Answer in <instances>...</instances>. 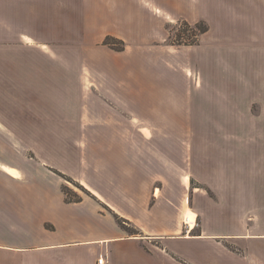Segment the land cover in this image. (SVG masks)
<instances>
[{
	"label": "crops",
	"instance_id": "0c3cea01",
	"mask_svg": "<svg viewBox=\"0 0 264 264\" xmlns=\"http://www.w3.org/2000/svg\"><path fill=\"white\" fill-rule=\"evenodd\" d=\"M178 19L207 23L199 44L168 41ZM206 33L208 67L211 55L223 64V86L207 87L224 105L225 140L244 136L237 151L225 145L223 166L218 157L195 161L200 147L182 138L168 142L197 134L182 110L183 59L191 60L182 54L201 48ZM107 35L125 48L103 45ZM202 81L197 75L194 89ZM35 104L45 110L35 113ZM248 119L262 122L248 127ZM245 139L259 146L256 159L245 158ZM52 169L93 196L66 202ZM99 256L264 264V0H0V264H96Z\"/></svg>",
	"mask_w": 264,
	"mask_h": 264
},
{
	"label": "rangeland",
	"instance_id": "374dc122",
	"mask_svg": "<svg viewBox=\"0 0 264 264\" xmlns=\"http://www.w3.org/2000/svg\"><path fill=\"white\" fill-rule=\"evenodd\" d=\"M169 5V4H168ZM170 6V5H169ZM168 6V7H169ZM199 13L207 17V4L205 3L202 7L199 8ZM182 14L187 15L189 17L193 16V11H191V8H185L183 9ZM187 12V13H186ZM177 21V20H176ZM173 22L171 26L168 27L169 30V38L168 41L171 42L172 39H174V29L173 25L176 23ZM203 43L200 44L201 48L196 47L195 49H186L183 51V58L187 57L191 58L187 60V58L183 59V64L188 67L189 69V82L188 84L184 85L183 92L184 94V107L182 110H184V116H186L187 121L190 123L189 128L194 129L196 133H193L195 135H188L184 137H168L169 143H179L182 142L185 145H194V148L196 149L197 146L200 147L199 153L196 151L194 154V160L196 161L197 155H199V160L209 165H215L217 161L219 160L222 162L224 161V147L225 145L229 146L233 150L239 149L243 144L244 136H237L229 138L224 135V120H223V104H214L213 103V89L212 93L208 89V83L212 84L213 86L222 85L223 86V76L219 77L220 75H223V64H219L218 61L215 62L214 56L211 55L210 63L208 67V61H207V53H208V46H209V39L206 33V37L201 41ZM217 73V80L215 78V75ZM197 75L199 76V80L204 82L203 88L200 90L194 89V81L195 78L197 79ZM238 75V74H237ZM235 76L233 74L232 82L235 83L238 81L239 75ZM249 79H251L250 73L248 74ZM192 78V79H191ZM193 80V81H192ZM212 86V87H213ZM214 88V87H213ZM222 88V87H221ZM185 89V90H184ZM32 92L31 94H33ZM25 96H28L27 94H24ZM35 96V95H30ZM20 98L23 100V98L20 95ZM21 100V101H22ZM44 107L39 108L35 104V113L38 111H44ZM259 110V105L254 104L252 106V111L256 112ZM140 116V115H139ZM184 121V120H183ZM248 127H257V123H261L262 121L257 120H250L247 121ZM242 126H246V123L243 121ZM187 130V125L183 126ZM235 122L232 121V131H236L234 128ZM239 127V125H238ZM242 127V128H243ZM253 138V137H248ZM35 144H39L35 142ZM196 146V147H195ZM258 145L253 142H249V145L247 143V139L244 141V147L243 152L244 156L246 158V152L250 157L256 159L258 155ZM241 150V149H240ZM246 151V152H245ZM192 154V152H191ZM201 157V158H200ZM217 157L219 158L217 160ZM248 159V158H247ZM72 178V177H71ZM73 179V178H72ZM76 180L73 179V181H66L64 179V184L68 185L70 189L72 190V193H77L81 195L82 197L89 196L84 190H82L80 187L76 185ZM80 184V183H79ZM81 185V184H80ZM195 185V184H194ZM196 186V185H195ZM84 187V186H83ZM217 187L221 188L222 190V184L217 185ZM85 188V187H84ZM206 189H203V191L208 192L211 194V190L207 187ZM207 193V194H208ZM190 196V194H189Z\"/></svg>",
	"mask_w": 264,
	"mask_h": 264
},
{
	"label": "trees",
	"instance_id": "16d2710c",
	"mask_svg": "<svg viewBox=\"0 0 264 264\" xmlns=\"http://www.w3.org/2000/svg\"><path fill=\"white\" fill-rule=\"evenodd\" d=\"M175 27L174 29V39L171 40V44L174 45H197L199 44L200 35L205 33L208 30V25L204 20H199L193 24L189 23L186 19H178L176 23L173 25ZM103 45L108 46L109 48L115 50V51H122L125 48V41L111 36L107 35L104 40L102 41ZM55 173L60 175L63 179L66 181H73V179L62 173L61 171L57 169H52ZM78 187H80L82 190H84L89 196H93L86 188H84L79 183H76ZM62 192L65 195V201L66 202H80L83 197L77 193H72V190L70 187L66 184L62 185ZM116 222L119 224V226L126 230L131 235H136L139 233V230L135 227V225L129 221L128 219H125L118 214L111 212Z\"/></svg>",
	"mask_w": 264,
	"mask_h": 264
},
{
	"label": "bare ground",
	"instance_id": "6f19581e",
	"mask_svg": "<svg viewBox=\"0 0 264 264\" xmlns=\"http://www.w3.org/2000/svg\"><path fill=\"white\" fill-rule=\"evenodd\" d=\"M184 219L188 222V224L191 226V229L196 225V218L193 217L189 211L184 216Z\"/></svg>",
	"mask_w": 264,
	"mask_h": 264
},
{
	"label": "built area",
	"instance_id": "2783aa9c",
	"mask_svg": "<svg viewBox=\"0 0 264 264\" xmlns=\"http://www.w3.org/2000/svg\"><path fill=\"white\" fill-rule=\"evenodd\" d=\"M183 221H184V224H186L188 227L191 228V226L188 224V222L186 221V219H184L183 217ZM96 264H109L104 257L102 256H99L96 260Z\"/></svg>",
	"mask_w": 264,
	"mask_h": 264
}]
</instances>
